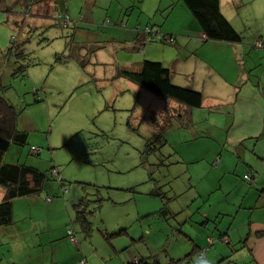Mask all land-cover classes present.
I'll use <instances>...</instances> for the list:
<instances>
[{
  "label": "rangeland",
  "instance_id": "obj_1",
  "mask_svg": "<svg viewBox=\"0 0 264 264\" xmlns=\"http://www.w3.org/2000/svg\"><path fill=\"white\" fill-rule=\"evenodd\" d=\"M236 6L242 26L234 27L249 45L241 69L259 83L264 0H237ZM0 9L11 11L4 12L0 31V76L9 87L5 98L21 111L19 129L28 133L27 145L12 146L6 160L48 176L41 194L14 202V224L0 229V264H126L136 256L167 264L199 248L196 240L207 264H252L226 253L224 241L211 235L214 220L207 221L234 198L220 189L218 172L227 156L225 164L240 162L225 144L227 130L202 111L190 130L174 120L161 130L165 100L119 76L149 60L171 69L173 84L195 91L205 81L209 92L219 88L217 72L238 77L230 51L199 50L201 36L180 31L200 28L183 1L0 0ZM67 13L71 22L64 27L59 15ZM147 27L153 36L141 42ZM13 35L24 54L19 61L8 53ZM20 65L24 75L16 74ZM55 167L65 186L52 175ZM81 200L92 223L88 233L77 221ZM177 264L201 262L194 255L193 262Z\"/></svg>",
  "mask_w": 264,
  "mask_h": 264
},
{
  "label": "crops",
  "instance_id": "obj_2",
  "mask_svg": "<svg viewBox=\"0 0 264 264\" xmlns=\"http://www.w3.org/2000/svg\"><path fill=\"white\" fill-rule=\"evenodd\" d=\"M18 1L26 2V0ZM236 1L227 2L228 11L226 12L224 0H221V9L227 19L239 30L237 26L242 25H240V12ZM4 12L11 15V11L5 10ZM4 12L0 9V31H2ZM190 26L191 29H187L188 27L185 26L180 31L184 33L185 30H191L192 34H199L203 41L201 29L195 25ZM243 28L246 29V25ZM3 31L5 36V30ZM202 43L203 46H199V50H204L208 45H211L212 50L217 47L218 50H214L216 53L224 49L230 51V56H233L240 68L238 77L234 81L229 74L224 75L217 72L218 79H215V83H219V88L216 87L214 90L211 88L210 92L207 89L206 81L202 87H194L196 90L203 91L202 107L193 111L194 121L202 114L198 111L204 112V118L207 119L212 114L216 116L217 123H214L216 128L227 130L225 141L227 148L240 159L235 168L228 162L231 161V156H227L226 160L230 158L226 164V160L221 161L218 170L222 175H220L222 177L220 189L224 194H234V198L232 201L223 200L226 208L216 209L213 214L207 217V221L214 220L215 228L210 230L212 236L219 237L221 241L224 237L229 239V244L227 240H224L226 248L223 250L226 253L229 251L231 256L237 252L236 254L240 257L236 262L239 263L240 260L250 258L252 264H264V78L262 82L257 83L254 76L250 77L248 72L242 71L241 59L243 56H247V48H249V45L244 43V39L240 44L217 41ZM218 70L224 72L222 69ZM219 89L223 92L221 95H212V92L216 94V90ZM247 175L253 178L252 182L245 178ZM242 179L249 185L242 183ZM214 214H216L215 217ZM196 243L199 249H202L204 244L197 240ZM238 245L244 251H240Z\"/></svg>",
  "mask_w": 264,
  "mask_h": 264
},
{
  "label": "trees",
  "instance_id": "obj_3",
  "mask_svg": "<svg viewBox=\"0 0 264 264\" xmlns=\"http://www.w3.org/2000/svg\"><path fill=\"white\" fill-rule=\"evenodd\" d=\"M182 1L198 22L203 33V42L242 43L244 39L242 34L235 29L222 12L221 0ZM59 20L62 22L61 25L68 27L69 22H71V16L68 13L66 16L60 14ZM152 36V29L147 27L141 42L147 41ZM163 40L170 44L174 42L173 36H165ZM20 50L17 37L13 35L11 37V48L8 53L14 55L19 61L21 57H24L23 52ZM57 60L61 63L66 62L63 56H58ZM25 70L24 65H20L16 74L22 73L24 75ZM119 76L165 100L163 109L159 111L164 118V126L160 127L161 130L172 125L173 120L179 123L181 129L190 130L194 127L193 111L202 107V93L177 86L175 85L176 83L173 84L171 69L166 68L161 62L145 60L135 70H121ZM8 89L9 87L4 84L0 76V229L8 228L14 224V202L19 198L41 194L48 180L46 173L34 167L6 160V155L12 146L24 147L28 143V133L19 129L18 126L21 111L5 98V93ZM158 120L157 116L153 117V122L157 126H159ZM41 151L39 148L32 147L34 154L39 155ZM51 173L64 183L58 167L52 168ZM245 178L249 182L253 180L250 175ZM63 186H65V183ZM47 201L51 202L52 198L48 197ZM84 203L85 201L81 200L75 208L77 221L82 226V229L88 233L92 231V223L88 218L87 209L83 208ZM68 237H70L71 241L77 242L72 230H69ZM222 240H227V243H230L229 239L225 237ZM201 251L205 250L194 247L190 253H187V256L172 259V263L167 264H177L182 261L193 262L194 255H197L198 261L204 262L206 261V251L204 260L198 257ZM224 259L222 257L220 261ZM126 264H161V262L157 256H136L131 263L128 261Z\"/></svg>",
  "mask_w": 264,
  "mask_h": 264
},
{
  "label": "built area",
  "instance_id": "obj_4",
  "mask_svg": "<svg viewBox=\"0 0 264 264\" xmlns=\"http://www.w3.org/2000/svg\"><path fill=\"white\" fill-rule=\"evenodd\" d=\"M147 32H148V30H147ZM257 48L263 49L264 48V43H262L261 41L257 42ZM198 257L201 260H204V258H205V251H201Z\"/></svg>",
  "mask_w": 264,
  "mask_h": 264
},
{
  "label": "clouds",
  "instance_id": "obj_5",
  "mask_svg": "<svg viewBox=\"0 0 264 264\" xmlns=\"http://www.w3.org/2000/svg\"><path fill=\"white\" fill-rule=\"evenodd\" d=\"M201 264H207V262H206V261H204V262H201Z\"/></svg>",
  "mask_w": 264,
  "mask_h": 264
}]
</instances>
